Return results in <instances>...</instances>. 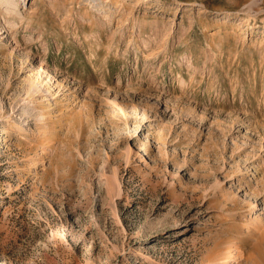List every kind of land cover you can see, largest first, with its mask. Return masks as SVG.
I'll return each mask as SVG.
<instances>
[{
    "label": "rangeland",
    "instance_id": "rangeland-1",
    "mask_svg": "<svg viewBox=\"0 0 264 264\" xmlns=\"http://www.w3.org/2000/svg\"><path fill=\"white\" fill-rule=\"evenodd\" d=\"M19 1L0 264H264V0Z\"/></svg>",
    "mask_w": 264,
    "mask_h": 264
},
{
    "label": "bare ground",
    "instance_id": "bare-ground-1",
    "mask_svg": "<svg viewBox=\"0 0 264 264\" xmlns=\"http://www.w3.org/2000/svg\"><path fill=\"white\" fill-rule=\"evenodd\" d=\"M21 3L22 2H20L19 0H4V1H1L0 0V5L1 6H4L5 8H6V11L5 12H8V13H6V15H7V17L10 19V20H13V19H15V21H13L15 24H16V18H17V16L15 15L16 13L14 12L15 11V9H17V11H19L20 9V5H21ZM56 7V6H55ZM17 19H19V18H17ZM18 24V23H17ZM15 26V25H14ZM227 27L230 29L231 28V26L230 25H227ZM18 28V27H17ZM228 259L227 260H229L230 261V259H233L234 257H233V255H229L228 257H227Z\"/></svg>",
    "mask_w": 264,
    "mask_h": 264
}]
</instances>
